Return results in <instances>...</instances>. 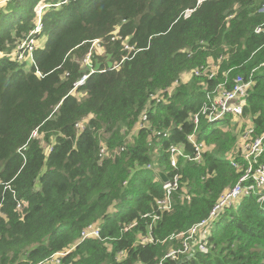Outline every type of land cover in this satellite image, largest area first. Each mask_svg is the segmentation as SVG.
Listing matches in <instances>:
<instances>
[{"label":"trees","instance_id":"obj_1","mask_svg":"<svg viewBox=\"0 0 264 264\" xmlns=\"http://www.w3.org/2000/svg\"><path fill=\"white\" fill-rule=\"evenodd\" d=\"M40 1H0V264H41L71 246L58 264H154L243 174L244 160L226 156L240 134L264 132V0H43L41 42L20 62L10 54ZM238 76L251 80L242 113L201 116L196 138L209 148L172 168L171 145L194 154L187 136L207 93ZM153 159L179 176L169 209H158ZM258 195L225 207L204 249L164 264H264ZM91 224L99 237L80 241Z\"/></svg>","mask_w":264,"mask_h":264},{"label":"built area","instance_id":"obj_2","mask_svg":"<svg viewBox=\"0 0 264 264\" xmlns=\"http://www.w3.org/2000/svg\"><path fill=\"white\" fill-rule=\"evenodd\" d=\"M46 6V5H45ZM44 6V7H45ZM43 8V7H42ZM261 12H264V5L260 8ZM41 29V23L38 21V24L35 26V29L32 33L38 32ZM262 30L261 27L255 29L256 32H260ZM22 41L27 42V47L30 49V56L34 49V41L33 39H24ZM21 41V42H22ZM20 42V44H21ZM97 42L99 45V40L95 39L93 41ZM19 46V45H18ZM125 48L128 46L125 45ZM18 49V47H17ZM17 57L21 61L20 55L22 53L18 52ZM2 54H0L1 56ZM17 57L15 59L17 60ZM90 61L89 54L85 56L84 63L87 64ZM198 73L197 70L191 69L190 71L185 72V75H189ZM213 73H208V77H212ZM188 77V78H189ZM85 75L76 82V84H81L84 82ZM185 80V79H184ZM251 84L250 81H244L241 76H238L235 79V84L231 89H225L220 85H217L211 92L207 93V102H205L200 109L195 112L192 116V122L194 124V130L187 136L188 141L193 145L194 154L188 155L185 154L182 148L177 145H171L169 147L170 154V165L172 168H176L177 166V158L178 156L185 157L192 161H200L201 153L204 150V143L198 141L196 138V128L199 123V119L201 116L205 117L207 122H214L219 118L223 117L226 114L239 115L242 113V108L244 104V99L247 93V88ZM170 94V93H169ZM162 95V94H161ZM161 95H156V100L159 101ZM146 114H142L139 120V126H142L146 121ZM82 127L83 124H80ZM243 133L240 134L239 139L237 140L238 145H236L235 149L227 152V160L230 164L239 167V163L236 161V156L241 157L246 163L243 174L239 177L238 181L229 189L224 190L218 199V201L214 204V206L209 211L208 215L202 219L201 221L192 224L186 231L180 232L175 235H171L170 238L173 237H182V248L181 249H170L163 258L157 261L154 264H164L165 258H172L175 260L179 259V256L182 254H192V249L198 247L199 250L205 248V239L210 235V227L213 224V219L219 215V213L225 208L229 206H234L237 204L238 200L247 195H252L255 193H259L258 200H264V161H260V156L264 151V132L260 136H252L253 128L251 125L247 127ZM239 141V143H238ZM104 147L100 148V155L104 153ZM179 176L177 174L173 175L171 180L168 179L166 183L163 184V188L165 190L164 197L157 201L158 209L165 210L171 207V195L178 186H179ZM188 198L189 196H185ZM157 216L153 215V220L156 219ZM135 224L132 223L126 226L124 229L127 230L131 226ZM151 227L149 226V229ZM99 237V227L96 224L88 225L84 228L80 233V241L86 238H95ZM143 241H151V237L149 235H144L142 237ZM78 243V242H77ZM74 246L67 248L64 251L55 252L50 255L47 259L41 262V264H58L61 260V257L73 249ZM190 252V253H189Z\"/></svg>","mask_w":264,"mask_h":264},{"label":"rangeland","instance_id":"obj_3","mask_svg":"<svg viewBox=\"0 0 264 264\" xmlns=\"http://www.w3.org/2000/svg\"><path fill=\"white\" fill-rule=\"evenodd\" d=\"M0 1H3V0H0ZM47 4H49L48 2H46V1H40L39 2V4L36 6V17L34 16L33 17V20L35 19V25H37L38 24V19H37V17H38V14L39 13H41L42 14V12L44 11L43 9H44V6L45 5H47ZM43 7V8H42ZM42 30V25H41V29H40V31ZM32 34V32L29 34V35H31ZM33 39V41H34V43L36 42V40L34 39V38H32ZM22 40H24V39H21L19 42H18V44L22 41ZM38 42H41L40 40H38L37 41V43ZM18 44H17V47H18V49L16 48V50L14 51V53H13V57H17V55H18V53H17V51L18 52H20V53H22L21 55H20V57H21V61H23V60H25V59H27V60H30L29 58H31V56H30V49L27 47V42L26 41H22L21 42V44H19V46H18ZM91 49H92V51H94V52H96V54H98V55H102L103 53H104V48L103 47H101L100 45H98V43L97 42H92V44H91ZM20 58L19 57H17V60H19ZM84 65L83 66H85V63H83ZM189 77V75L187 74V75H185L184 77H182V80H184V79H186V78H188ZM238 143H239V141H238ZM238 145V144H237ZM206 148H209V147H207V146H203V149H206ZM157 165V164H156ZM166 172V171H165ZM166 174H167V172H166ZM212 229V226L210 227V230Z\"/></svg>","mask_w":264,"mask_h":264},{"label":"water","instance_id":"obj_4","mask_svg":"<svg viewBox=\"0 0 264 264\" xmlns=\"http://www.w3.org/2000/svg\"><path fill=\"white\" fill-rule=\"evenodd\" d=\"M151 168L153 169V172L158 176V178L160 179V181L162 183H166L168 181V176H167L166 172L164 170L158 168L154 159H153ZM189 257L190 256H187V258H189Z\"/></svg>","mask_w":264,"mask_h":264},{"label":"clouds","instance_id":"obj_5","mask_svg":"<svg viewBox=\"0 0 264 264\" xmlns=\"http://www.w3.org/2000/svg\"><path fill=\"white\" fill-rule=\"evenodd\" d=\"M49 5H50V4H47L44 8L49 7ZM40 18H41V13L38 14V17H37L38 21H40ZM40 23H41V21H40ZM41 25H42V24H41ZM35 26H36V25H35ZM35 26H34V28L28 33V35L26 36V38H24L25 40H26V39L28 40V39H30V38L32 39V38H33V37H32L33 35H35V34H37L38 32H40V31H38V32H35V33H32L31 35H29V34L35 29ZM36 43H37V42L34 43L33 47L36 45ZM19 44H20V43H19ZM19 44H18V45H19ZM33 50H34V49H33ZM14 51H15V50H14ZM14 51L10 54L11 56L13 55ZM32 52H33V51H32ZM0 54H2V52H0ZM1 56H4V54H2ZM12 58L15 59V57H13V56H12ZM32 58H33V57H32V53H31V58H29V59L32 60ZM20 62H23V61H20ZM85 77H86V75H85ZM210 231H211V230H210Z\"/></svg>","mask_w":264,"mask_h":264},{"label":"bare ground","instance_id":"obj_6","mask_svg":"<svg viewBox=\"0 0 264 264\" xmlns=\"http://www.w3.org/2000/svg\"><path fill=\"white\" fill-rule=\"evenodd\" d=\"M164 184V183H163Z\"/></svg>","mask_w":264,"mask_h":264},{"label":"crops","instance_id":"obj_7","mask_svg":"<svg viewBox=\"0 0 264 264\" xmlns=\"http://www.w3.org/2000/svg\"><path fill=\"white\" fill-rule=\"evenodd\" d=\"M152 166V165H151Z\"/></svg>","mask_w":264,"mask_h":264}]
</instances>
